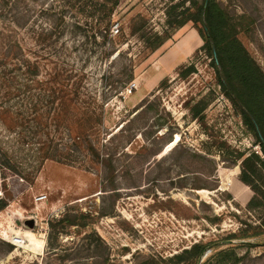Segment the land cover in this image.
Returning <instances> with one entry per match:
<instances>
[{"label": "rangeland", "instance_id": "1", "mask_svg": "<svg viewBox=\"0 0 264 264\" xmlns=\"http://www.w3.org/2000/svg\"><path fill=\"white\" fill-rule=\"evenodd\" d=\"M183 1L177 14L190 1L119 0L109 21L105 0H0L6 66L29 60L41 81L60 72L58 83L65 70L85 74L84 91L104 104L95 139L115 135L106 144L109 177L89 162L49 160L29 184L0 166L7 204L0 211V264H175L173 256L198 243L209 247L197 264H264V230L248 229L259 214L233 193L239 157L263 153L222 93L201 49L200 25L168 27V9ZM218 1L236 17L245 14L239 39L264 71V0ZM137 16L148 22L149 38L168 37L161 48L153 51L133 32ZM190 66L195 72L183 78ZM14 72L23 80V72ZM201 100L208 107L195 120L190 109ZM20 102L12 101L13 109ZM20 131L0 124V146L24 158L44 136ZM27 233L40 245L14 244ZM227 250L234 257H215Z\"/></svg>", "mask_w": 264, "mask_h": 264}, {"label": "trees", "instance_id": "2", "mask_svg": "<svg viewBox=\"0 0 264 264\" xmlns=\"http://www.w3.org/2000/svg\"><path fill=\"white\" fill-rule=\"evenodd\" d=\"M105 1L110 4V21L119 0ZM186 1H190L191 7L180 14L177 11L184 6L185 1L170 6L167 11L168 27L177 30L189 22L200 25L201 28L197 31L203 41L201 49L211 60L222 93L240 110L245 126L256 137L263 153L262 159L255 153L239 157L242 159L240 173L233 190L235 194L241 193L237 195L249 212L259 214L255 225L248 226V229L259 235L258 232L264 230V71L251 58L239 39L240 21L245 19V14L236 17L218 0H202L200 4L195 0ZM135 20L133 32L138 33V38L153 51L161 48L168 40V37L157 34L149 38L146 30L148 22L140 16ZM6 52L5 48V52L0 53V124L10 132H26L32 139L43 134L44 140L38 148L31 144V148L35 149H31L32 154H25L24 158L11 155L0 146V166L29 184L34 181L42 164L49 160L66 165H74L79 161L89 162L99 170H104L108 177L112 175L113 157L106 151V144L115 135L109 138L104 136L105 139L98 141L95 139L104 126V104L99 106L96 98L84 91L85 74L65 70L62 78L64 81L58 83L61 73L55 70L48 80L41 81L38 78V67L29 60L15 66L16 69L7 67L6 64L10 63L7 62ZM108 55L111 57L113 51ZM15 70L23 72V80L15 75ZM193 72L194 67L190 66L181 76L186 78ZM15 100L21 102L13 109L11 102ZM207 107L205 100L192 106V118L200 120ZM23 139L28 138L23 136ZM21 165L26 166L28 171L21 172ZM6 206L3 199H0V211ZM62 221L65 222V219ZM66 221L68 225H74L67 218ZM208 247L205 244H194L181 254L173 256L172 261L175 264L190 261L197 264ZM234 254L233 250L220 251L215 257L222 260L234 257ZM237 261L235 259L230 263L236 264Z\"/></svg>", "mask_w": 264, "mask_h": 264}, {"label": "bare ground", "instance_id": "3", "mask_svg": "<svg viewBox=\"0 0 264 264\" xmlns=\"http://www.w3.org/2000/svg\"><path fill=\"white\" fill-rule=\"evenodd\" d=\"M26 240H27V242H29L30 243V245H36V246H39L40 245V242L37 240V239H35V237H34V235L33 234H31V233H27L23 238L22 237H16L15 239H14V244L15 245H24L25 244V242H26ZM29 245V246H30ZM26 248V247H25ZM34 248V247H33ZM35 249V248H34ZM38 249V248H37Z\"/></svg>", "mask_w": 264, "mask_h": 264}, {"label": "built area", "instance_id": "4", "mask_svg": "<svg viewBox=\"0 0 264 264\" xmlns=\"http://www.w3.org/2000/svg\"><path fill=\"white\" fill-rule=\"evenodd\" d=\"M113 31H114L115 33H119V28H118V26H114V27H113ZM3 197H4V192H3V188H2V180L0 179V199H3ZM38 200L41 201V202H44V201L46 200V196H40V197L38 198Z\"/></svg>", "mask_w": 264, "mask_h": 264}, {"label": "water", "instance_id": "5", "mask_svg": "<svg viewBox=\"0 0 264 264\" xmlns=\"http://www.w3.org/2000/svg\"><path fill=\"white\" fill-rule=\"evenodd\" d=\"M26 226H28L29 228H32L33 227V222L32 221L26 222Z\"/></svg>", "mask_w": 264, "mask_h": 264}]
</instances>
